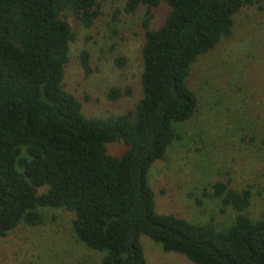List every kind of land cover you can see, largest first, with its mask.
<instances>
[{
    "label": "trees",
    "instance_id": "obj_1",
    "mask_svg": "<svg viewBox=\"0 0 264 264\" xmlns=\"http://www.w3.org/2000/svg\"><path fill=\"white\" fill-rule=\"evenodd\" d=\"M261 1L126 0L114 23L147 9L143 97L133 112L104 120L87 118L65 88L75 40L68 19L92 28L102 16L100 1L0 0V239L22 224L42 226L39 209L51 208L75 215L76 240L102 253L101 264H150L142 236L193 264H264V219L245 213L250 188L237 192L219 181L204 189L203 198L237 212L220 229L159 214L148 180L153 165L182 140L178 126L198 112L188 84L193 65L232 35L236 14ZM162 3L169 15L151 29ZM80 60L90 74L89 53ZM131 95L111 89L108 98ZM117 142L126 147L121 157L107 147Z\"/></svg>",
    "mask_w": 264,
    "mask_h": 264
},
{
    "label": "rangeland",
    "instance_id": "obj_2",
    "mask_svg": "<svg viewBox=\"0 0 264 264\" xmlns=\"http://www.w3.org/2000/svg\"><path fill=\"white\" fill-rule=\"evenodd\" d=\"M99 1L102 16L92 28L68 19L75 40L65 88L82 102L87 118L105 120L133 112L143 97L142 23L147 9L122 14L114 23V13L123 10L126 0ZM169 12L162 3L150 28H159ZM234 21L232 35L193 65L188 84L198 99V112L178 126L182 140L153 165L148 178L159 214L220 229L231 225L237 212L218 199L203 198L204 189L219 181L229 182L237 192L250 188L253 197L245 213L253 220L264 219V0L241 10ZM83 51L90 55V74L81 64ZM111 89H130L132 95L113 102L108 98ZM107 147L115 157L126 151L118 142ZM39 212L45 218L42 226L22 224L0 239V264L102 263V253L76 240L74 214L51 208ZM141 243L150 264H193L185 256L165 253L146 236Z\"/></svg>",
    "mask_w": 264,
    "mask_h": 264
}]
</instances>
